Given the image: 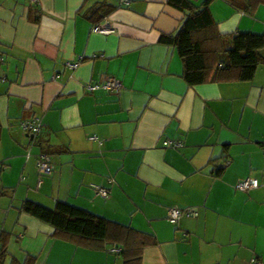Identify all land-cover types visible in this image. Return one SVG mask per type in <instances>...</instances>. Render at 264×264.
I'll return each mask as SVG.
<instances>
[{
    "label": "crops",
    "instance_id": "obj_1",
    "mask_svg": "<svg viewBox=\"0 0 264 264\" xmlns=\"http://www.w3.org/2000/svg\"><path fill=\"white\" fill-rule=\"evenodd\" d=\"M192 2L206 3L222 36L264 33V2L252 16L229 0ZM107 8L115 31L92 32ZM185 17L167 0H0L2 264H264V63L250 80L188 84L176 48L161 40ZM108 75L122 82L117 95L84 90ZM32 115L37 135L19 126ZM165 138L184 145L163 147ZM40 152L55 170L39 179ZM247 176L260 186L234 189ZM28 200L66 202L117 226L101 241L70 236L26 212ZM170 206L197 215L172 224ZM137 233L150 236L139 262L110 251L136 244Z\"/></svg>",
    "mask_w": 264,
    "mask_h": 264
},
{
    "label": "trees",
    "instance_id": "obj_2",
    "mask_svg": "<svg viewBox=\"0 0 264 264\" xmlns=\"http://www.w3.org/2000/svg\"><path fill=\"white\" fill-rule=\"evenodd\" d=\"M229 1L235 8L250 16L253 15L256 6L264 2V0ZM167 2L186 12V17L177 31L174 34L161 35V40L176 48L183 64L182 76L188 84L196 85L206 81L231 78L250 80L257 66L264 63V58L258 54V50L264 48V33L238 31L232 36H222L209 18L206 3L196 6L192 0H167ZM96 11L90 12V17L96 14ZM109 11L110 8H107L104 13H99V18L93 25L104 18V14ZM22 207L26 212L51 223L57 231L87 240H104L109 228L117 226L103 217L61 201H57L53 208H48L28 200ZM120 229L122 232H133L129 227L120 226ZM137 236L136 244L132 246L123 244L120 247L119 253L123 254L127 262H139L143 246L149 243L146 240V238L150 239L149 235L137 233ZM3 257L4 253L0 252V264L3 262ZM33 263L34 259L28 258L24 264Z\"/></svg>",
    "mask_w": 264,
    "mask_h": 264
},
{
    "label": "built area",
    "instance_id": "obj_3",
    "mask_svg": "<svg viewBox=\"0 0 264 264\" xmlns=\"http://www.w3.org/2000/svg\"><path fill=\"white\" fill-rule=\"evenodd\" d=\"M31 3L36 4L37 0H30ZM129 4V0H120V5ZM116 27L106 18L100 20L98 23L94 24L91 28V31L98 34H108L115 31ZM83 60L82 56H78L74 60H68L64 62L66 68L70 70H74ZM7 60L5 58L0 57V65H6ZM59 74H54L53 78L58 77ZM123 85L120 79L113 75H108L101 80L96 82H90L84 85V90L86 92H93L95 90H104L109 93L117 95ZM19 126L21 131L25 134L37 135L41 132L42 129V121L38 116L32 115L28 118L22 119L19 122ZM90 139L96 140L95 135L90 136ZM184 145L181 139L174 138H165L162 141L163 147H172V148H180ZM28 155V153H27ZM1 167V165H0ZM36 168L38 171V178L40 179L42 176H49L55 170V164L52 161L51 155L47 152H40L36 155ZM38 179V184L40 180ZM260 186V182L257 178L247 176L237 180L234 184V189L241 191H248ZM96 194L101 197H107L109 193V189L103 186L96 185ZM197 210L194 207H177L170 206L166 210V218L172 224H175L179 221L182 216H196ZM113 253H119L121 249L119 247H112L110 249ZM247 264H261V261L257 257H252Z\"/></svg>",
    "mask_w": 264,
    "mask_h": 264
},
{
    "label": "water",
    "instance_id": "obj_4",
    "mask_svg": "<svg viewBox=\"0 0 264 264\" xmlns=\"http://www.w3.org/2000/svg\"><path fill=\"white\" fill-rule=\"evenodd\" d=\"M258 54H259L262 58H264V48L259 49V50H258Z\"/></svg>",
    "mask_w": 264,
    "mask_h": 264
}]
</instances>
